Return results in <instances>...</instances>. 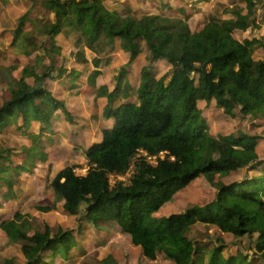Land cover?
Listing matches in <instances>:
<instances>
[{
  "label": "trees",
  "instance_id": "16d2710c",
  "mask_svg": "<svg viewBox=\"0 0 264 264\" xmlns=\"http://www.w3.org/2000/svg\"><path fill=\"white\" fill-rule=\"evenodd\" d=\"M30 1L29 10L18 18L16 32L23 33V26L32 25L38 31V42L43 38L36 49L22 50L31 60L41 49L52 51L55 34L71 31L94 53L95 67L101 55L117 46L129 54L126 64L107 83L96 85L97 70L87 75L92 99L104 101L99 107L101 118H112L114 124L100 127V139L83 147L88 164L84 175L65 166L51 179L50 187L64 212L80 215L88 226L100 222L117 226L149 261L160 253L173 264H264V147L259 145L264 136L243 128L236 133H215L205 118L206 107L212 105L223 116L264 120V54L261 59L253 58L257 47L264 52V38L236 37L249 28H259L258 19L264 22V13L257 14L264 0H229L222 9L228 17L208 13L195 26L165 13L171 7L160 0L158 14L140 15L130 5L122 12L110 9L104 0ZM35 5L49 17H31ZM141 42L150 53L148 60L155 66L167 65L166 71L156 74L153 66L136 67ZM42 44L50 47L42 48ZM34 60L20 67L17 76L12 75V68L7 69L11 73L5 80L9 97L0 106V128L27 134L36 125L40 134H48L57 110L64 122H75L74 108L66 106L61 93L76 88L68 100L79 97L82 71L61 68L54 74V62L37 65ZM62 76L65 80L59 87L56 81ZM46 78L54 81L55 89L42 84ZM70 135L64 138L70 139ZM30 138L37 149L38 135ZM0 156L8 161L0 166V183L12 191L14 176L25 167L13 166L1 151ZM147 156H155V162H148ZM39 157L35 152L27 160L34 162ZM131 164L134 169L127 181L110 183L111 175H124ZM240 170L245 172L241 179L223 180ZM199 176L216 187L213 200L190 205L180 213L153 216L177 190ZM39 209L48 211L50 207ZM197 224H210L237 239L246 237L254 251L249 255L239 246L229 249L221 239L208 243L190 237ZM28 228L18 213L0 221L8 240L20 245L23 264H56L57 257L69 259L78 246L72 232L62 228L49 238L37 231L29 234ZM102 263L117 264L111 254ZM3 264L13 263L5 260Z\"/></svg>",
  "mask_w": 264,
  "mask_h": 264
},
{
  "label": "rangeland",
  "instance_id": "374dc122",
  "mask_svg": "<svg viewBox=\"0 0 264 264\" xmlns=\"http://www.w3.org/2000/svg\"><path fill=\"white\" fill-rule=\"evenodd\" d=\"M160 1L161 3H168L171 7L170 11L165 13L187 19L192 26H195L196 22L208 13H217L223 18L228 17V14L223 13L222 9L223 6L230 3L229 0ZM103 3L106 7L118 12H122L125 6L130 5L133 12L138 15L158 14L160 11L159 5H161L159 0H104ZM178 5L183 7L184 13L181 14L180 11H177L176 7ZM30 7V0H0V106L9 97L5 80L10 79L11 73L17 76L18 69L27 63L33 62V58H35L34 64L37 65L42 64V62H54V74H57L61 68L66 69L67 72L71 70L82 71L81 79L78 81L81 94L75 100L70 101L68 100L69 94L75 93L77 89H64L62 91L61 97L66 100L67 107L74 108L76 119L74 123H66L60 116V110L54 111L51 120V132L48 134H40V129L36 125H32L27 134L14 132L10 128H0V151L3 152V155H8L13 166L23 165L25 167L24 170H20L18 176H14L12 191L5 184L0 183V220L12 218L15 213H18L29 224L27 229L29 234L37 231L47 238L53 237L59 228L72 232L78 246L71 250L69 259L57 257L54 261L56 264H103L102 260L108 254L116 259L117 264H173L160 253L157 254L155 260H146L140 248L132 245L129 235L117 226H109L103 222L98 223L96 226H88L84 220H81L80 215L70 216L66 214L62 204L56 201L50 187L51 179L65 166H72L76 174L84 175L87 172L88 164L82 154V149L85 147L86 142L91 140L92 143L100 138L99 128L102 126V122L98 116L101 109L98 107H102L104 101L92 99L94 93L89 92L91 86L86 80L87 75L97 70L100 75L95 80L96 85L107 83L126 64L129 54L117 46L113 51L101 55V61L95 67L92 63L94 53L79 42L75 31H71L68 35L63 32L55 34V45L52 46V51L45 50V46H50L42 44L44 50L41 49L36 53L37 55L34 54L31 60V58L24 55L22 50L36 49L37 46L41 45L43 38H39L38 42L36 39L38 31L32 25L23 26V33L16 32L19 27L18 18L23 16ZM41 10L39 5H35L31 17L39 19L49 17L48 12ZM263 11L264 7L259 5L257 14H262ZM196 17H198V20H195ZM259 20L262 24L259 29L254 31L250 29V33H238L237 38L239 40L253 36L264 38L263 20L261 18ZM140 47L141 53L136 64L137 68L142 64L153 66L156 74L168 69L167 65L158 64L155 66L154 63L148 60L150 53L144 42L140 43ZM263 54V48L257 47L253 53V58L256 60L261 59ZM9 68L13 69L10 74L7 70ZM130 77L134 79V72ZM26 80L29 83H34L33 78ZM64 80L65 77H60L56 81V85L61 87L60 83ZM42 84L49 90L56 88L54 81L49 78H46ZM221 111L216 106L206 107L205 118L211 131L230 134L243 128L250 134L264 136L263 119L257 122L239 114V117L230 118L223 116ZM54 119L57 122H54ZM256 122L261 124L257 125ZM37 135L39 140L35 143L37 149H34L30 136ZM65 135H70V139H65ZM259 145L264 147V141L260 142ZM5 150L8 152H5ZM35 152L40 153V157L34 162L28 161L29 155L35 154ZM140 154L146 155L143 151H140ZM159 156L163 158L165 153L161 152ZM261 157H264V154H261ZM154 158L155 156L146 157L150 163L155 162ZM7 163L8 161L0 156V166ZM133 169V164H131L124 175H111L110 183L115 180L127 181ZM244 173L240 170L234 176L223 180L229 182L234 179H241ZM217 180L218 177L215 176L213 182L215 183ZM215 193L216 187L204 177L199 176L177 190L173 197L163 204L162 209L155 212L153 216L162 217L171 213H180L193 204L204 205L215 198ZM43 206H49L50 209L48 211L40 210L39 207ZM190 237H196L202 242L208 243H215V240L221 239L228 244L229 249L239 246L245 254L249 255L254 251L249 248L246 237L237 239L227 234H221L210 224H197L192 228ZM5 260H11L13 264H23L24 261L20 245L11 243L0 230V264H3Z\"/></svg>",
  "mask_w": 264,
  "mask_h": 264
},
{
  "label": "crops",
  "instance_id": "0c3cea01",
  "mask_svg": "<svg viewBox=\"0 0 264 264\" xmlns=\"http://www.w3.org/2000/svg\"><path fill=\"white\" fill-rule=\"evenodd\" d=\"M201 1H209V0H201ZM170 6V5H169ZM178 7L179 6H177L176 8L178 9ZM183 8V7H182ZM177 11H179V9L177 10ZM263 13H264V11H263ZM201 15H202V12H201ZM261 15V14H260ZM198 17H196V19L195 20H198L197 19ZM259 20V19H258ZM189 22V21H188ZM263 24H264V22H262ZM262 24H260V26H261ZM260 28V27H259ZM259 28H249V29H247L246 31H244L243 33H245V32H251V30H256V29H259ZM251 29V30H250ZM242 33V34H243ZM236 37H237V34H236ZM253 37H256V36H253ZM252 38V37H251ZM251 38H247V39H251ZM99 108V107H98ZM100 109V108H99ZM99 113V112H98ZM97 113V114H98ZM101 113V112H100ZM99 113V118L101 119V122H102V126H105V127H112L113 126V124H114V120L112 119V118H108V119H102L101 118V114ZM54 120H56V119H54ZM53 120V121H54ZM64 121V120H63ZM102 126H100V127H102ZM100 139V138H99ZM99 139H97V141L99 140ZM91 141V140H90ZM1 221V220H0ZM104 223V222H103Z\"/></svg>",
  "mask_w": 264,
  "mask_h": 264
},
{
  "label": "built area",
  "instance_id": "2783aa9c",
  "mask_svg": "<svg viewBox=\"0 0 264 264\" xmlns=\"http://www.w3.org/2000/svg\"><path fill=\"white\" fill-rule=\"evenodd\" d=\"M155 159V158H154Z\"/></svg>",
  "mask_w": 264,
  "mask_h": 264
}]
</instances>
